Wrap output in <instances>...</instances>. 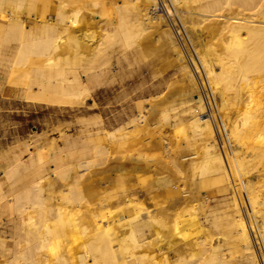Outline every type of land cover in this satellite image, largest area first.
<instances>
[{"label": "bare ground", "instance_id": "6f19581e", "mask_svg": "<svg viewBox=\"0 0 264 264\" xmlns=\"http://www.w3.org/2000/svg\"><path fill=\"white\" fill-rule=\"evenodd\" d=\"M163 3L0 0V78L17 89L19 99L83 109L100 88L124 86L160 46L179 53L182 76L179 99L170 103L159 106L171 83L156 82L144 101L119 94L113 119L103 107L77 120V136L62 132V143L43 137L40 145L17 142L0 149V226H9L0 238L12 241L7 254L0 249L2 264L264 263V0ZM182 42L192 49L191 60ZM198 78L213 96L233 160H226L212 118L204 116L209 108ZM174 105L184 106L186 124L174 117ZM173 118L177 122L168 125L176 127L170 142L176 149L170 154L162 147V130ZM147 145L166 156L150 160L156 164L150 169L134 163L142 161ZM110 163L113 176L105 174L113 178L101 192V175L97 182L91 175ZM186 178L195 182L196 201L192 194L190 200L176 196ZM202 188L228 190L231 198L209 208ZM154 191L170 199L158 200ZM238 192L252 213L248 220Z\"/></svg>", "mask_w": 264, "mask_h": 264}, {"label": "rangeland", "instance_id": "374dc122", "mask_svg": "<svg viewBox=\"0 0 264 264\" xmlns=\"http://www.w3.org/2000/svg\"><path fill=\"white\" fill-rule=\"evenodd\" d=\"M160 1H161L162 5H163L164 4L163 0H160ZM172 11L176 12V10H174V9H172ZM164 12H167L165 10V8H164ZM166 15H168V12H167ZM152 44H154L155 46L160 45L155 40L152 41ZM182 44H183V42H182ZM183 48H184V51H185L188 59L191 60V52L193 54L192 49L190 48V51H189L185 44H183ZM178 65H179V53L175 52V51H172V50H169L168 48H166L164 46H160V48L157 49L153 54H151L145 61H143L139 65L135 66L136 67L135 72L131 75L132 77L130 76L126 80V83L124 84V86L117 85L114 89H108L106 91H104L103 88H100L98 90V92H96L93 96L87 97L86 101H85V104H86L85 106L86 107L82 106L84 110L81 107L80 108L79 107L70 108V106H68V108H66L67 106H59L60 108H58L57 105H54V107H52L53 105H51L50 107H49V105H44L45 106L44 107V106L39 105V104H33V103H31L29 101H26V100L24 101V99H22V98L19 99L20 96H19V92L17 91V89L13 88L12 86H10V85H8L6 83H3L1 81V78H0V149H2V147L6 148V146H9L10 144L17 143V142H19V143H21V142L27 143V142L32 141L35 144H39L40 145V143L43 144L45 142V139H46V142H47V140L50 141L53 138H54L53 140L57 141L58 143H62L61 142L62 138L61 139H59V138L64 133L65 134L67 133V135L70 134V136L73 138L74 137V133L77 132L76 135H75V136H77L78 129H80V127H81L80 126L81 122H79V124H78L77 120L81 121L79 119H81L82 117H86V115H90V116L92 114L96 115L97 113H99V111L102 110L103 107H105L104 108L105 109L104 114L105 113L107 114V116L105 114V117L107 119H113V116L118 114L119 110L121 108L120 103L116 101V97L119 94L127 93L128 96H130V98L132 100H134V102L137 101V100L140 101L141 99L143 100L144 97L147 96L149 85L154 84L156 82H161V83L168 82V83H171V86L169 88H167L166 92L163 94V96L161 98L162 100H160L161 103H159V106L161 104H164V103L165 104L166 103H170V102H172L175 99H179V95L178 94H180L181 89H182L181 88L182 85L180 83L181 79H182V76H181V73L178 70ZM112 69L114 71L118 70V64H117L116 60L112 61ZM202 76H203V74H202ZM198 81H199L198 84H199V87H200L199 89H200L201 95H202L203 99L206 102V108H209V109H207V111L204 114V116H207V114H208L210 116V118H212L213 123H214V128H215L216 132L218 133V138H219V142H220L222 151L225 150L224 151V155L226 157V160H227V156H228V158L230 160H233L232 154L230 152L231 151L230 144H228L229 142L227 141V139H226V137L224 135V131H222L223 129L221 128V123H220V119H219V116H218V112H217L216 106H215V104H214V102L212 100L213 96H211L212 94H210L208 89L204 90L202 82H201V80L199 78H198ZM7 89H8V91H7ZM12 89H15V91H13ZM5 91H7V93ZM12 93H14V94L12 95ZM196 93L197 92L193 93V97H195L197 95ZM6 97L8 98V100H6L7 99ZM15 99H16V101H15ZM10 101H12V102H10ZM145 103L148 104V106L150 104L147 100L145 101ZM39 106H41V107H39ZM61 107H62V109H61ZM115 107H116V109H115ZM77 108H79V111H76ZM111 108L114 109V110H112ZM171 108H172V111L174 112L173 113L174 117L177 116V115L181 116L180 124H186V118H185L186 116L184 115L185 112L182 110L184 108V106L180 107L178 105H174ZM106 109H107L108 112L106 111ZM117 109H119V110H117ZM114 111L116 112V114H115ZM112 112H114V114ZM153 114H155V115L157 114L156 115V118H157L158 112L156 111V113H155V111H154V113H152V114L150 113V115H149L150 119L148 120V122L149 123L152 122L151 123L152 124L151 128L156 127V124H153V122L155 121L154 120L155 117L151 116ZM95 115H93V116H95ZM90 116H88V117L90 118ZM93 116H91V117H93ZM108 116H109V118H108ZM111 116H112V118H111ZM88 117H86V118H88ZM176 122L177 121H176L175 118L171 119L170 122H167V124H164L163 130H162V132L165 135V139H166V140H164V142H163L164 145L162 147H164L163 149L169 151L170 154L173 153V151H175V149H176L175 148L176 147L175 144L170 143V142H173V139H175V136L173 135L174 134L173 130L176 127H174L172 129V127H170L168 125V123L169 124H175ZM215 123L218 124L219 131L217 130V126H216ZM188 131H190V130L188 129ZM62 132H63V134H62ZM155 135L158 136L159 133L157 132V134H155ZM43 137H45V139ZM41 138H43V139L40 140ZM55 138H58L59 140L58 139L56 140ZM37 141H38V143H37ZM39 141H41V142H39ZM117 141L118 140H115L114 143H117ZM148 145L145 146L143 150L145 151V155H147V158H150L151 156H153V158L146 160V157L143 156L144 155V153H143L144 151H143V152L140 153L143 158L139 154V158H142V161L137 160L134 163H136V164L140 163L142 166L146 165L147 169L148 168L150 169L151 166L154 167V165H156L154 163L155 160L156 161L158 160L156 158V156L159 158V157L164 156V155L160 153V152H162V150L159 151L156 145H151L149 147H148ZM30 146H32V145H30ZM223 147L224 148L228 147V148L224 149ZM149 148H151V149L155 148V149L151 150ZM227 152L229 154H231V155L227 154ZM159 153L161 155H158ZM164 157H166V156H164ZM153 159H154V161L150 162V160H153ZM124 160H125V158H123L122 161H124ZM143 161H144V163H143L144 165L141 163ZM149 162H150L151 165L149 164ZM146 163H148L149 165H147ZM131 164H133V163H131ZM131 164H128V165H131ZM106 165H105L106 168L102 167L103 170L105 169L104 171L102 170L103 172L101 170H99V171H95L91 175L92 179L93 178L96 179V181L94 180L95 182H97L98 179H99V181H98V183H99L100 179H101L100 186H97V188L99 190L101 189L100 190L101 192L103 190H105L106 188H108V185L110 187L108 179H112L113 178V177H107L106 178V176L110 175V174H111V176H113V174H112L113 170L111 169L112 167L108 168L109 165L111 166L113 164L110 163L107 166ZM168 165H169V163H168ZM159 166H161V165H159ZM129 167H131V166H129ZM108 169H109V171H108ZM98 174H100L101 176L98 175ZM96 175L98 177L99 176L100 177L98 178V177H96ZM131 179H130V181H131ZM182 180H183V178H182ZM182 180L180 179L179 183L182 182ZM210 180H208V181H210ZM190 181H191L190 178H186L185 179V182H187V183H186V186L184 188L187 189L188 191H190L188 193H185L183 191L184 188L182 189V188H179V187L176 186L177 184H179L178 182H176V185L173 186V188H175V189L179 188L177 190V192H176L179 195L178 196L176 194V196L178 198H180V197L184 198V196H185L187 199L190 200V198L192 196L191 199L196 201L195 200L196 193H197V195H200V194H198V190L196 189L195 182L194 181L190 182ZM104 183H105V185H104ZM96 185H97V183H96ZM105 186H107V187L105 188ZM208 187H210V184L208 185ZM241 188H242V186L240 185V190L243 189V188L242 189ZM201 190H203L201 192L202 196H205V195L208 196V202L210 204L209 208H211V207L215 208L214 205H216V204H218L220 206L224 205V202L228 201L231 198V194L229 193L228 190H222L221 192H218V193H215V194L209 192V191H211L210 188L208 189V191H207V188H202ZM241 192H242V195L244 196L243 191H241ZM156 193L157 192L154 191L152 193V195L155 196V198L158 199V200H161V199L169 200L170 199V197L167 195L166 192L158 191L157 195H156ZM138 194H139L138 195L139 199L140 200L142 199L141 201L143 203H145L144 205H147V201L149 200V197H147L148 195L146 194V191L144 189L139 188ZM160 195H161V197H160ZM239 195L241 196V194L238 192V196ZM193 196H195V198ZM240 196H239V199H240L242 211H243V213H245V212L247 213V214H244V217L246 219H247L248 216L250 218L253 217L252 213L249 212V209L247 208V206L243 202V199L240 198ZM149 202H150V200L148 201V203ZM183 205H185V203ZM207 209H206V211H207ZM247 210H248V212H247ZM204 214H205V211H200V215H201L200 217L204 218ZM7 226L8 225H6L5 228L2 226L3 229L0 226V230H3L6 235H8V231H9L8 230L9 226L8 227ZM217 239H218L219 242L220 241L222 242L224 249L228 248V246L226 245V243L224 241V238H223V236L221 234L217 235ZM11 242L12 241L9 238L6 239V240L0 238V249L1 250L4 249V254L8 253V249L7 248H9L11 246ZM173 252L174 251L170 250V255H174ZM1 255L2 254H0V257H1ZM2 258H3V256L0 259H2ZM4 258L6 259V256H4ZM4 258L2 259L3 261L0 260V264H2L4 262V260H5ZM260 262H261L260 264H264L263 260L261 258H260ZM40 263H42V264L44 263L45 264V262H41V261L38 262V264H40Z\"/></svg>", "mask_w": 264, "mask_h": 264}]
</instances>
